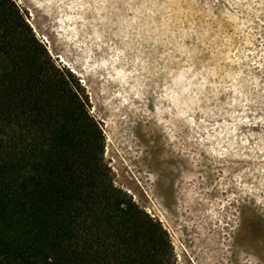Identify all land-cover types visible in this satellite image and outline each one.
I'll return each mask as SVG.
<instances>
[{
	"label": "rangeland",
	"instance_id": "rangeland-1",
	"mask_svg": "<svg viewBox=\"0 0 264 264\" xmlns=\"http://www.w3.org/2000/svg\"><path fill=\"white\" fill-rule=\"evenodd\" d=\"M17 2L176 264H264V0Z\"/></svg>",
	"mask_w": 264,
	"mask_h": 264
},
{
	"label": "trees",
	"instance_id": "trees-1",
	"mask_svg": "<svg viewBox=\"0 0 264 264\" xmlns=\"http://www.w3.org/2000/svg\"><path fill=\"white\" fill-rule=\"evenodd\" d=\"M80 79L0 0V264H176L161 221L116 185Z\"/></svg>",
	"mask_w": 264,
	"mask_h": 264
}]
</instances>
